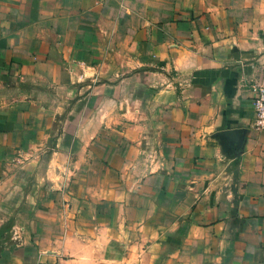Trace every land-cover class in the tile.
Returning a JSON list of instances; mask_svg holds the SVG:
<instances>
[{"label": "crops", "instance_id": "obj_1", "mask_svg": "<svg viewBox=\"0 0 264 264\" xmlns=\"http://www.w3.org/2000/svg\"><path fill=\"white\" fill-rule=\"evenodd\" d=\"M264 0H0V264H264Z\"/></svg>", "mask_w": 264, "mask_h": 264}, {"label": "built area", "instance_id": "obj_2", "mask_svg": "<svg viewBox=\"0 0 264 264\" xmlns=\"http://www.w3.org/2000/svg\"><path fill=\"white\" fill-rule=\"evenodd\" d=\"M255 97L253 98V108L256 119L254 129L259 132L264 131V86L254 88Z\"/></svg>", "mask_w": 264, "mask_h": 264}]
</instances>
